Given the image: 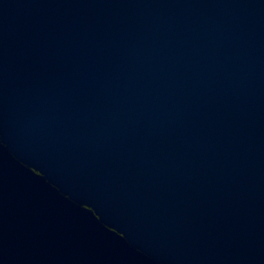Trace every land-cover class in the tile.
I'll list each match as a JSON object with an SVG mask.
<instances>
[{
  "label": "water",
  "instance_id": "obj_1",
  "mask_svg": "<svg viewBox=\"0 0 264 264\" xmlns=\"http://www.w3.org/2000/svg\"><path fill=\"white\" fill-rule=\"evenodd\" d=\"M0 264H264V0H0Z\"/></svg>",
  "mask_w": 264,
  "mask_h": 264
}]
</instances>
